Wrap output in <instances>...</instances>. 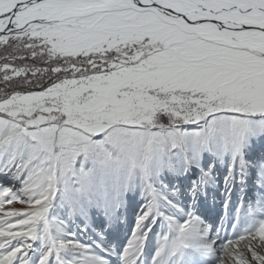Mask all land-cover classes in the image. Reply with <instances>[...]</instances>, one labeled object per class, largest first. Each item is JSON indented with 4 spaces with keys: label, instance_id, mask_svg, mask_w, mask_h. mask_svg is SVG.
Here are the masks:
<instances>
[{
    "label": "snow or ice",
    "instance_id": "6c2138e0",
    "mask_svg": "<svg viewBox=\"0 0 264 264\" xmlns=\"http://www.w3.org/2000/svg\"><path fill=\"white\" fill-rule=\"evenodd\" d=\"M0 264H264V0H0Z\"/></svg>",
    "mask_w": 264,
    "mask_h": 264
}]
</instances>
